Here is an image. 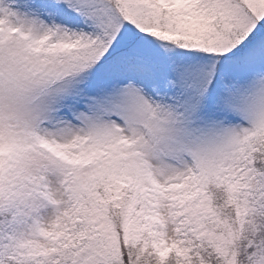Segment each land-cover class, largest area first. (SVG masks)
<instances>
[{"label":"snow or ice","instance_id":"snow-or-ice-1","mask_svg":"<svg viewBox=\"0 0 264 264\" xmlns=\"http://www.w3.org/2000/svg\"><path fill=\"white\" fill-rule=\"evenodd\" d=\"M0 264H264V0H0Z\"/></svg>","mask_w":264,"mask_h":264}]
</instances>
